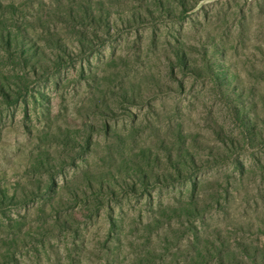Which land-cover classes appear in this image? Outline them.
<instances>
[{
  "label": "rangeland",
  "instance_id": "1",
  "mask_svg": "<svg viewBox=\"0 0 264 264\" xmlns=\"http://www.w3.org/2000/svg\"><path fill=\"white\" fill-rule=\"evenodd\" d=\"M0 31V264H264V0H0Z\"/></svg>",
  "mask_w": 264,
  "mask_h": 264
},
{
  "label": "trees",
  "instance_id": "2",
  "mask_svg": "<svg viewBox=\"0 0 264 264\" xmlns=\"http://www.w3.org/2000/svg\"><path fill=\"white\" fill-rule=\"evenodd\" d=\"M11 34L9 33L8 34V36L6 37V39H5V41L4 42H6V44L8 45V46H10V44L12 43L11 42ZM3 33H2V31H0V39L3 41ZM1 87V86H0Z\"/></svg>",
  "mask_w": 264,
  "mask_h": 264
},
{
  "label": "water",
  "instance_id": "3",
  "mask_svg": "<svg viewBox=\"0 0 264 264\" xmlns=\"http://www.w3.org/2000/svg\"><path fill=\"white\" fill-rule=\"evenodd\" d=\"M208 1H214V0H208Z\"/></svg>",
  "mask_w": 264,
  "mask_h": 264
}]
</instances>
